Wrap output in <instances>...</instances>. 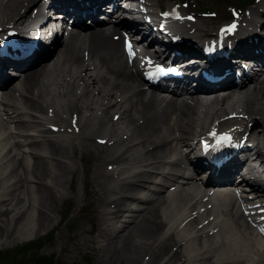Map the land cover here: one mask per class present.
<instances>
[{"label":"bare ground","instance_id":"bare-ground-1","mask_svg":"<svg viewBox=\"0 0 264 264\" xmlns=\"http://www.w3.org/2000/svg\"><path fill=\"white\" fill-rule=\"evenodd\" d=\"M23 1L28 0H5V2L0 0V27H3L5 24H11L14 27L28 28L31 24L30 22L22 25L25 21L23 14L26 6L23 5L18 13L14 10L16 6L19 5L20 7ZM149 3L153 9L158 5L156 0H149ZM204 22L200 26L196 25V33L200 35L209 33V30L204 27ZM192 27L195 26L192 25ZM96 41L107 43L103 35L97 36L91 44H94ZM107 44L105 48L116 57L114 50L111 48H114L117 43L108 41ZM115 52L118 53L117 51ZM118 58L120 59V55ZM62 62H69L75 66L74 70L72 69L71 71V68H69V71L66 72L64 81H70V86L75 82L83 83L84 89H86L82 97L71 94L68 89L66 94L67 99L64 101L65 106L63 108L67 107L69 113L73 111L78 112V104H81L83 107H81L80 111L82 112V110L86 109L89 112L93 106L98 105V109L100 108L101 111H104L108 107L113 108L115 111L111 114V117L114 114H121L125 117L123 130L119 133L116 132L119 126L116 129L113 127L110 129L106 125L109 133L108 136L114 138V142L122 143V141H125L127 144L117 156L119 159L112 158L108 160V154L100 151V154L95 156L97 163L92 167L93 185H91L90 193L93 198V212L99 218L97 228L94 230L93 245L91 247H93L99 262L107 264H138V254L145 252L143 256L149 255L150 257L145 264H157V258L168 253L167 248L169 242L160 243L158 246L154 243L156 241L154 236L155 226L157 229H161L158 222L156 223L154 221L155 213L150 211V207L144 208L143 205L133 206L136 201L132 198L124 199L122 196L125 195V190L127 191L134 187L144 190L147 184H151L148 181L151 177L161 178L162 175L155 172L159 167L167 166L177 169L184 164L175 159L173 165V163L165 162L163 156H154V153L157 151L169 150L167 147L169 142L174 146L178 145L179 147L187 148L186 144L179 145L183 144L184 137H174L176 133L179 132L182 135L189 131V136H194L195 133L197 134L201 130L203 132L207 131L208 127L211 130L221 127L227 122H230V120L225 122V120L220 121L219 119V117L227 113L218 115V111L221 108H216L211 112L202 110L198 112L200 109L199 105H196L198 106L196 107L180 99L163 103L160 99L152 95V93L145 95L141 88L144 84L140 83V78L131 66L127 67L122 63L121 66L116 68L110 67L107 58L96 54L92 46H90L89 54L86 55L85 59L80 58L72 50V53L67 52ZM57 66L60 67L61 65ZM90 70L93 73L86 75L85 72ZM101 70H104L105 73L101 74ZM1 79L6 80L7 78L2 76ZM37 82H39L37 86H35L36 82L31 83L29 81L21 88L12 90L7 94L5 101L1 103L0 115L9 117L5 118L8 121L6 125H15L12 139L18 137L23 138L24 145L28 147V155L32 158L31 165L27 166L23 162L22 152H20L17 160L16 158H12L11 161L7 159L6 156L9 150L0 156V175L4 176L0 178V206L4 207L0 209V240L2 241H12L18 235H26L32 231L37 233L39 229L46 228L51 223V214L55 212L57 203L65 200L61 192L63 190L58 189L57 185L62 176L68 173L65 172L64 169L66 167L62 164L72 159L67 150H73L74 139H78L79 149L81 150L83 145L81 140L87 134L82 130L81 137L69 136V139L64 140L67 147L60 146V142L62 141L58 139L60 135H53L54 140L39 139L42 135L50 133L47 132V129L43 128V124H45V119L43 118L47 115V109H51L53 117L57 118L58 115L45 102L40 103L38 100H35V98H39V100L43 98L48 85L42 79ZM98 83L102 87L98 86ZM41 87H44V89H41ZM32 88L35 89L34 92L30 91ZM57 91L58 88L56 89ZM93 91H96V94H99L101 98L96 96L93 97L91 102L83 101L87 97L86 95L93 93ZM61 95L64 94L61 93ZM210 105H213V103H210ZM229 105L241 108V112L248 115V120L242 122V124H236L238 127L243 126V133L248 132V137L253 139L255 141V147H258L259 140L262 136V128L264 127V85L257 86L247 93L245 91L238 92L230 99ZM44 106L46 108L43 112L42 108ZM231 112L229 111L228 113ZM33 113L41 117L35 116ZM130 115L138 116L139 119L143 120V123L138 124V120L132 119ZM11 117L14 119H11ZM24 117H27L28 121H25L23 119ZM102 118L96 120L93 129L103 124ZM156 118H161L159 127L156 123ZM56 123L58 121H55L53 125H57ZM160 124L164 128L163 132H161ZM144 125H146L147 129L142 132L141 128ZM227 126L229 128L234 126L233 129L236 131L235 125L230 124ZM78 127H80L79 122ZM86 127L88 126L85 125ZM65 130L66 128H63V132ZM27 131H30V133ZM34 134H36L38 140L33 139ZM122 135L125 136L122 137ZM188 139L191 141L194 140V138ZM20 146L21 144L17 143L14 145V148L18 149ZM58 148H62V151L57 153ZM37 151H42L46 155H40ZM91 154L94 155L95 151L91 152ZM254 154L257 158L260 157V153L255 152ZM112 161L128 163L130 165H124L133 171L131 175L123 176L120 179L122 182L117 186L115 184L113 186L107 185L108 182L106 183V180H110L107 177L111 175L99 171L100 164H108ZM7 166L11 167L8 170H3V167L5 169ZM15 168L20 170V173L13 171ZM70 171L72 170L70 169ZM170 176L172 180H181L184 181V184L188 183V179L181 177L179 170ZM27 177L32 178V181ZM11 178H15L14 182H10ZM31 182L34 183L33 186H29ZM195 190L190 189L189 191L193 192V194H185L184 196H180L179 194L170 195L171 200L178 202V205L175 204V208L178 209L180 206L183 208L178 211L176 209L174 212H168L171 215L169 219L176 221L178 218L185 217L187 214L191 215V212L194 211L196 198H202V196H198L197 192L195 193ZM107 195H110V198H107ZM185 200L186 202H184ZM124 203H128L130 209L125 208ZM110 206H112L110 210L105 209ZM34 209H36L35 216L32 217L30 212ZM120 213L125 214V219H122V224L120 226L114 225V227H110L107 221L111 222V219H118ZM217 213L215 221L209 222V225L203 226L199 230L196 229V225H200L199 222L201 220H206L209 216H212L213 212L198 215L201 218L200 220H198L197 216L193 217L191 224H194L191 229L194 235L204 229L209 231L217 226L219 232H221L217 236V238L221 237L218 239L219 241H214L213 246H210L208 242L209 237L205 236V244L202 245L198 242L191 244L189 243L190 240L187 239V234L184 235L181 233L178 235V239H186L188 244H184L182 247L178 243L180 240L172 241V246H175L178 252L175 251L174 253L168 254V258L164 264H200L203 261V257L208 255L207 247L216 252L217 256H215L213 264H264V253L251 236H248L247 239L244 237L245 234L241 232L243 230L242 224L236 216L235 211H233V208L230 207V209H227L226 206L220 207L217 208ZM10 214H12L11 217L9 216ZM146 218H148V221L144 222ZM31 222H37V226L33 223L34 226H32ZM201 234L204 235L203 233ZM233 235H235L239 242L234 240ZM210 237L213 238L214 235ZM168 240H173V238L169 237ZM230 246H234L238 250L229 251ZM255 247L260 252V259L257 262H254L253 258L249 256L250 254H256ZM109 249H111V258H109L110 256L108 254ZM156 250L161 251L158 256Z\"/></svg>","mask_w":264,"mask_h":264},{"label":"rangeland","instance_id":"rangeland-1","mask_svg":"<svg viewBox=\"0 0 264 264\" xmlns=\"http://www.w3.org/2000/svg\"><path fill=\"white\" fill-rule=\"evenodd\" d=\"M167 3H177L180 7L183 6L182 8L185 12H192L193 14L195 12L213 13V17L201 20L207 21L208 23L205 25L208 24V26L209 24H220L229 20L231 6L222 0H160L161 6H165ZM15 9L18 8L16 7ZM58 73H53L51 78ZM49 76L48 74L47 79ZM49 87L51 88L50 92H56L52 83ZM49 87L48 89H50ZM44 99L48 100L49 97H45ZM53 102L59 105L60 100L54 99ZM60 113L65 115L64 111ZM105 121L111 123L112 127L117 128L118 125L119 127L116 132L119 133L123 130V123L121 121L112 120L109 115H105ZM88 129L90 128L88 127L84 130L88 131ZM93 137L92 134L85 136L82 140L83 142L81 141L83 144L81 151H74L72 153L73 162L69 163V166L74 167V172L69 175L71 171H69L70 167L68 166L65 171L68 173L64 174L58 183V187L62 186L65 190L66 200L57 203L55 212L51 214V223L46 228L39 229L37 233L32 231L26 235H18L12 241L0 240V252H12L9 257L12 256L14 258V264H107L99 262L93 247H91L93 245L94 230L97 228L99 218L93 212V198L90 193L91 185H93L92 167L97 163L95 156L99 155L100 151L106 149L105 147L107 146L106 144L102 146L98 145L93 140ZM88 138L92 139L88 140ZM92 150L95 151L94 155L90 152ZM102 168L99 166V171H102ZM103 170L106 172L104 168ZM35 211L36 209L30 212L32 217L35 216ZM12 214L9 216L11 217ZM147 221L148 218L144 220V222ZM32 223L35 225L37 222H31V225L34 226ZM89 229L91 230L88 231ZM155 229H157L156 226ZM155 232L157 234V231ZM168 248L170 250V247ZM108 254L109 258H111V249L108 250ZM144 254L145 252L138 254V264L146 262L143 260V257L147 255L143 256ZM9 257L8 260L10 259ZM42 260L46 262L43 263ZM35 261L37 262L34 263Z\"/></svg>","mask_w":264,"mask_h":264},{"label":"trees","instance_id":"trees-1","mask_svg":"<svg viewBox=\"0 0 264 264\" xmlns=\"http://www.w3.org/2000/svg\"><path fill=\"white\" fill-rule=\"evenodd\" d=\"M32 244H34V243H32ZM11 253L12 252H3V253H1L0 254V263L1 264H14V258L12 256L9 257L11 255ZM8 257L10 258L9 260H8ZM40 260H41V258H40ZM40 260H38V261H40ZM36 262L37 261H35L34 263H36ZM42 262L45 263L46 261L45 260H42Z\"/></svg>","mask_w":264,"mask_h":264},{"label":"snow or ice","instance_id":"snow-or-ice-1","mask_svg":"<svg viewBox=\"0 0 264 264\" xmlns=\"http://www.w3.org/2000/svg\"><path fill=\"white\" fill-rule=\"evenodd\" d=\"M230 30H231V29H229V31H230ZM224 139L227 140L228 138H227V137H224Z\"/></svg>","mask_w":264,"mask_h":264}]
</instances>
